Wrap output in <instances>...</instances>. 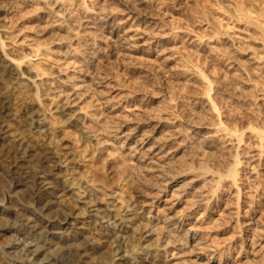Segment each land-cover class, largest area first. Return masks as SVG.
Segmentation results:
<instances>
[{
	"label": "rangeland",
	"instance_id": "1",
	"mask_svg": "<svg viewBox=\"0 0 264 264\" xmlns=\"http://www.w3.org/2000/svg\"><path fill=\"white\" fill-rule=\"evenodd\" d=\"M5 1L0 0V47L4 44L0 49V93L10 97L6 124L12 131L23 129L25 112L38 108L24 89L29 86L35 92L40 88L38 95L50 102L65 123L76 124L81 137L90 140V148L96 150L92 154L119 163L124 170L121 184L135 187L139 200L150 203L134 202L120 188L106 189L95 182L87 163L72 159L70 145L57 126L46 123L38 142L47 143L56 160L61 158L57 174H48L49 182L44 181V187L54 192L56 213L75 215L84 204L89 205L90 214L114 228L119 238L124 237L121 243L128 235L122 228L130 234L137 228L140 248L134 250L150 264H264V140L253 133H264V17L247 8L260 28L249 25L236 12L234 0H219L220 5L218 0ZM199 10L207 13V22ZM228 10L235 11L234 15ZM9 62L16 71L12 78L1 69ZM199 69H206L207 79ZM208 80L209 96L216 97L221 111L210 109L211 100L202 87ZM198 115H205L208 125ZM40 118L43 120L36 114L35 122H41ZM239 125L243 129L235 133L232 127ZM13 162L0 146V201L10 193L22 198L27 190ZM229 165L237 168L235 178L224 175ZM221 170L224 174L219 178ZM18 180L22 183L15 187ZM216 180L220 187L212 194ZM61 183H68L69 191L56 193ZM9 218L12 224L14 218ZM31 219L38 221L36 216ZM6 236L0 237V248ZM124 242L127 257H133L132 246ZM89 255L85 259L95 264Z\"/></svg>",
	"mask_w": 264,
	"mask_h": 264
},
{
	"label": "bare ground",
	"instance_id": "2",
	"mask_svg": "<svg viewBox=\"0 0 264 264\" xmlns=\"http://www.w3.org/2000/svg\"><path fill=\"white\" fill-rule=\"evenodd\" d=\"M77 1V0H76ZM83 2L82 0H80ZM198 1V0H197ZM7 3V0L5 1ZM11 2V1H10ZM13 2V0H12ZM16 2V0H15ZM19 2V1H18ZM216 2V1H215ZM219 2V0H218ZM235 2V9L237 10L236 12H240L241 16H244V21L247 22L249 25H254L255 28H260L259 25H256L253 23L251 20V17L247 14V8L251 10L252 12H258V14L262 17H264V0H234ZM3 3V2H2ZM79 3V2H78ZM86 3V2H85ZM89 3V2H88ZM9 4V2H8ZM18 8L19 5L15 3ZM14 4V5H15ZM20 4V3H19ZM38 4V3H37ZM87 4V3H86ZM197 5V3L195 2ZM207 4V3H206ZM217 5L216 3H214ZM223 4V3H222ZM221 4V5H222ZM4 5V3L2 4ZM88 5V4H87ZM94 5V4H93ZM92 5V6H93ZM209 5V4H208ZM220 5V2H219ZM16 6V7H17ZM3 7V6H2ZM5 7V5H4ZM208 7V6H207ZM222 7V6H221ZM220 7V9H221ZM93 8V7H92ZM104 7H102L103 9ZM210 8V7H209ZM212 8V7H211ZM223 8V7H222ZM233 8V9H234ZM45 9V8H44ZM101 9V10H102ZM198 9V7H197ZM219 9V6H218ZM224 9V8H223ZM35 11V10H34ZM196 11V9H195ZM204 11V10H203ZM211 11V10H210ZM227 11V10H226ZM230 11V10H228ZM232 11V10H231ZM230 11V12H231ZM30 12V11H29ZM200 12V10L198 11ZM235 12V11H234ZM234 12L232 11V16L234 15ZM28 13V11H27ZM200 17L202 20L204 19L207 22V13L205 14L204 12H200ZM237 13V14H238ZM252 14V13H251ZM199 15V14H198ZM240 16V15H238ZM259 17V16H258ZM14 18V16H13ZM200 18V19H201ZM209 18V17H208ZM243 18V17H241ZM240 18V19H241ZM260 18V17H259ZM76 20V19H75ZM203 20V21H204ZM213 23V22H211ZM210 23V24H211ZM246 23V25H247ZM68 24V23H67ZM209 24V23H208ZM69 25V24H68ZM213 25V24H212ZM4 26V25H3ZM211 26V25H210ZM214 27V25L212 26ZM217 27V26H216ZM71 28V27H70ZM254 28V29H255ZM76 29V28H75ZM72 30V29H71ZM215 30V29H214ZM212 30V31H214ZM258 30V29H257ZM256 30V31H257ZM69 31V30H68ZM74 31V30H73ZM255 31V30H254ZM253 31V32H254ZM260 31V30H259ZM72 32V31H71ZM70 32V33H71ZM55 33V32H54ZM79 33V32H77ZM76 33V34H77ZM91 33V32H90ZM93 33V32H92ZM214 33V32H213ZM256 33V32H255ZM56 34V33H55ZM80 34V33H79ZM218 34V33H217ZM57 35V34H56ZM55 35V36H56ZM73 35V34H72ZM78 35V34H77ZM213 35V34H212ZM216 35V34H215ZM62 36V35H61ZM65 36V35H64ZM70 36V35H69ZM76 36V35H75ZM209 36V35H208ZM218 36V35H217ZM50 37V36H49ZM97 37V36H96ZM202 37V36H201ZM12 38V37H11ZM10 38V39H11ZM58 38V37H57ZM60 38V37H59ZM71 38V36H70ZM69 38V39H70ZM260 38H263V36ZM52 39V38H50ZM63 39V38H62ZM68 39V38H67ZM13 40V39H12ZM38 40V39H37ZM55 40V39H54ZM71 40V39H70ZM69 40V41H70ZM2 41V39H1ZM49 41V39H48ZM48 41L45 40L46 43ZM63 41V40H62ZM96 41V40H95ZM263 41V40H262ZM4 42V41H2ZM40 42V39H39ZM60 42V40H59ZM65 42V41H64ZM52 43V41H51ZM42 44V43H41ZM94 44V43H93ZM3 43H1V47H3ZM6 45V44H5ZM45 45V44H43ZM49 45V44H48ZM39 46V45H38ZM41 46V45H40ZM68 46V45H67ZM0 47V49H1ZM69 47V46H68ZM50 48V47H49ZM217 48V46H216ZM41 49V48H40ZM255 49V48H254ZM49 50V49H48ZM215 50V49H213ZM1 51V50H0ZM38 51V50H37ZM41 51V50H40ZM219 51V50H218ZM197 52V51H196ZM223 52V51H222ZM229 52V51H228ZM226 51V53H228ZM16 53V52H15ZM41 53V52H40ZM76 53V52H75ZM79 53V52H78ZM199 53V52H197ZM230 53V52H229ZM9 54V53H8ZM77 54V53H76ZM201 55V53H199ZM197 54V55H199ZM224 53H222L223 55ZM45 55V54H43ZM221 55V56H222ZM232 55V54H231ZM19 56V55H18ZM188 56V55H187ZM230 56V54H229ZM11 57V56H10ZM23 57V56H22ZM26 57V56H25ZM233 57V56H232ZM4 58V57H3ZM47 58V57H46ZM191 58V57H190ZM197 58V57H196ZM203 58V57H202ZM2 59V58H1ZM17 59L16 57L14 60ZM21 59V57H20ZM18 59V60H20ZM192 59V58H191ZM17 60V61H18ZM187 60V58L185 59ZM195 60V59H194ZM203 60V59H202ZM201 60V61H202ZM1 61V60H0ZM6 61V60H5ZM75 62V61H74ZM187 62H190L187 60ZM203 62V61H202ZM7 63V62H5ZM12 62H9L6 65H3L1 69L7 76V78H12L13 75H15V70L13 67L8 66V65H14L10 64ZM19 63V62H18ZM194 64V63H193ZM205 64V63H204ZM21 64H18L20 66ZM85 65V64H84ZM83 65V66H84ZM196 65V64H195ZM194 65V67H196ZM201 65V63H200ZM16 66V67H18ZM187 66V65H186ZM185 66V67H186ZM199 67V66H198ZM12 68V69H11ZM42 68V67H41ZM40 68V69H41ZM201 68V67H200ZM204 68V67H203ZM215 68V67H214ZM247 68V67H246ZM216 69V68H215ZM245 69V68H244ZM191 70V69H190ZM206 70V69H205ZM204 70V72H205ZM218 70V69H216ZM214 70V71H216ZM247 70V69H246ZM18 71V69H17ZM25 70H23L24 72ZM27 71V70H26ZM189 71V69H188ZM250 71V70H249ZM1 72V71H0ZM48 72V71H47ZM50 72V71H49ZM52 72V71H51ZM203 72L202 69H199V74L207 79V73L206 74ZM219 72V71H218ZM20 73V72H18ZM25 73V72H24ZM45 73V72H44ZM249 73V72H247ZM53 74V73H52ZM198 74V75H199ZM218 74V73H217ZM250 74V73H249ZM17 75V74H16ZM50 75V73H49ZM216 75V74H215ZM248 75V74H247ZM2 76V75H1ZM18 77V75H17ZM198 77V76H196ZM200 77V76H199ZM201 77V78H202ZM216 77V76H215ZM250 77V75H249ZM254 77V76H253ZM251 77V78H253ZM16 78V77H15ZM241 78V77H239ZM255 78V77H254ZM210 79V78H209ZM211 80V79H210ZM248 80V78H247ZM250 80V79H249ZM213 81V80H212ZM257 81V79H256ZM7 82V81H6ZM201 82V81H200ZM208 84L205 86H202L204 88V94L207 95L212 103L211 110L213 111H218L220 110L218 107L219 103L217 102V99L209 96V92L211 90L210 83L211 81L208 80ZM215 82V81H214ZM212 82V83H214ZM220 82V81H219ZM254 82V81H253ZM259 82V81H258ZM8 83V82H7ZM217 83V82H216ZM3 84V78L0 79V86ZM10 84V83H9ZM171 84V82H170ZM200 84V83H199ZM259 84V83H258ZM6 85V84H5ZM173 85V84H172ZM256 85V84H255ZM254 85V86H255ZM171 86V85H170ZM181 86V85H180ZM201 86V85H200ZM235 86V85H234ZM3 87V86H2ZM1 87V89H2ZM5 87V86H4ZM3 87V88H4ZM22 87V86H21ZM36 87V86H35ZM41 87V86H40ZM174 87V86H173ZM187 87V85H186ZM201 87V88H202ZM223 87V86H222ZM9 89V87H7ZM31 88V87H30ZM30 88L24 89V91L27 93V95L32 96L34 100L37 101V111L36 109H29L25 112V123L23 124V129L20 127H16L13 131L11 128H9V125L6 124L7 119L5 116H8L9 114L7 111L9 107V96L6 95V92H4L5 95H1L0 93V146L5 148L6 154L8 157H10V160L12 159L14 162V166L16 169L19 170V175L20 177L24 180V185H26V192L22 195H24V199L22 200L21 194H12L11 193L5 197H1L2 201H0V237L6 236V242L3 244V247L0 248V264H89L90 261L86 258L87 254L89 253L91 258L93 257L96 261L95 264H150L149 261H147L146 256L139 255L138 251L134 250V247H136L139 250V240L135 231L134 234H130L128 230L125 228H122L121 231L123 233L128 234L125 236V242H127V246H132L131 254L134 255L133 257H127V254L129 250H125L128 247H125L123 242L121 243V240L124 239L123 236L119 238V235H117L116 232H114L113 229H109L108 225H104L101 223L95 215L90 214L92 213L87 205L84 204V207L81 208V210L76 212L75 215H64L63 216L57 214L58 210L56 211V203L53 200V193L52 191H49V189L44 187V184L46 182H49L47 180V175H53L54 173L57 174L56 172L59 170V160L61 159H55L54 153L51 151V148H49L46 144L39 143V133L42 132V130L45 129L46 123L50 124H55L58 128V131L62 134V137L64 136L65 140L69 143L71 148V153L70 156L72 157L73 160L76 162H80L79 164L85 165V167H88V172L92 173V179L95 182H98L99 185H102L103 187L108 188H113V187H118L122 190L124 195L126 194L130 199L137 201L140 204H147L143 200H139L141 196H139V190L135 189V187H131L129 184H121L120 179H122L121 175H123V171L119 165V163H114V161H108L105 160L106 158L105 155L101 154H92L94 151L91 148H94L93 146L90 148V140L87 137H81L78 131L76 130V124L74 126L73 122L71 121L66 122L63 120L62 116H60L54 107L50 104L49 101L43 99L38 95V90L40 89H34L35 92L33 91L31 93ZM172 88V86H171ZM175 88H178L175 86ZM184 88V87H183ZM18 89V88H17ZM21 89V88H20ZM18 89V90H20ZM173 89V88H172ZM182 89V88H181ZM185 90V89H183ZM188 90V89H187ZM227 90V89H226ZM202 90H200L201 93ZM223 91V90H222ZM255 91V90H253ZM21 92V91H20ZM19 92V93H20ZM23 92V90H22ZM52 92V91H51ZM171 92V91H170ZM177 92V91H176ZM180 92V90H179ZM196 92V91H195ZM262 92V91H261ZM10 93V92H9ZM174 93V92H173ZM187 93V92H186ZM191 93V92H190ZM193 93V92H192ZM199 93V92H198ZM178 94V92H177ZM180 94V93H179ZM184 94V93H183ZM250 94V93H249ZM254 94V93H253ZM257 94V93H255ZM170 95V94H169ZM175 95V94H174ZM173 95V96H174ZM191 95V94H189ZM193 95V94H192ZM213 95V94H212ZM218 95V94H217ZM20 96V95H19ZM18 96V97H19ZM43 97V93L41 95ZM172 97V92L171 95ZM183 96V95H182ZM214 96V95H213ZM224 96V95H223ZM9 97V98H8ZM91 97V96H90ZM95 97V96H94ZM170 97V100L172 99ZM175 97V96H174ZM178 97V96H177ZM176 99L178 100V98ZM180 97V96H179ZM221 97V96H220ZM247 97V96H246ZM254 97V96H253ZM21 98V97H20ZM175 99V98H174ZM173 99V100H174ZM255 99V97H254ZM12 100V99H11ZM180 101V100H179ZM222 101V100H221ZM98 102V101H96ZM172 102V101H171ZM175 102V100L173 101ZM205 102V101H204ZM233 102V101H232ZM12 103V102H11ZM208 103V102H207ZM222 103V102H221ZM225 103V102H224ZM54 104V103H52ZM168 104V103H165ZM174 104V103H173ZM183 104V103H182ZM209 104V103H208ZM230 104V103H229ZM236 104V103H235ZM169 105V104H168ZM178 105V103H177ZM57 106V105H56ZM88 106V105H87ZM185 106V104H184ZM183 106V107H184ZM27 107V106H26ZM30 107V106H29ZM58 107V106H57ZM224 108V106H222ZM59 108V107H58ZM89 108V107H88ZM92 108V107H91ZM180 108V107H179ZM185 108V107H184ZM208 108V107H207ZM237 108V107H235ZM261 108V106H260ZM85 109V108H84ZM172 109V108H171ZM186 109V108H185ZM191 109V108H190ZM222 109V108H221ZM59 110V109H58ZM162 110V109H160ZM167 110V109H166ZM178 110V109H176ZM210 110V111H211ZM39 111V112H38ZM158 111V110H157ZM180 111V110H179ZM182 111V110H181ZM194 111V110H193ZM221 111V110H220ZM227 111V110H226ZM232 111V110H231ZM235 111V109H234ZM233 111V112H234ZM237 111V110H236ZM235 111V112H236ZM253 111V109H252ZM164 112V111H163ZM197 112V111H196ZM212 112V111H211ZM239 112V111H238ZM24 113V112H23ZM39 113V116H42L43 120L41 122H35V117L36 114ZM88 113V112H87ZM176 113V112H175ZM174 113V114H175ZM240 113V112H239ZM263 113V111H262ZM261 113V114H262ZM171 114V113H170ZM193 114V113H192ZM225 114V113H224ZM258 114V113H257ZM11 115V114H10ZM22 115V114H21ZM96 115V114H95ZM210 115V114H209ZM213 115V114H212ZM242 115V114H241ZM252 115V114H251ZM255 115V114H254ZM263 115V114H262ZM187 116V115H186ZM224 116V115H223ZM239 116V114H238ZM244 116V115H242ZM250 116V115H249ZM162 117V116H161ZM173 117V116H172ZM177 117V116H176ZM191 117V116H190ZM193 117V116H192ZM199 121H203L205 119V115H198L197 116ZM207 117V116H206ZM209 117V116H208ZM216 117V116H215ZM235 117V116H234ZM233 117V118H234ZM247 117V116H246ZM255 117V116H254ZM217 118V117H216ZM229 118V117H227ZM240 118V117H239ZM15 119V118H14ZM39 119V118H38ZM66 119V118H64ZM191 119V118H190ZM197 119V120H198ZM218 119V118H217ZM230 119V118H229ZM244 119V118H242ZM248 119V118H247ZM257 119V118H256ZM70 120V119H69ZM208 120L205 119L204 122ZM212 120V119H211ZM215 120V119H213ZM212 120V124H214ZM231 120V119H230ZM235 120V119H234ZM238 120V119H237ZM250 120L249 123H251V118L248 119ZM19 121V119H18ZM187 121V120H186ZM193 121V120H192ZM244 121V120H242ZM254 121V120H253ZM261 121V120H260ZM100 122V121H99ZM195 122V118H194ZM202 122V123H204ZM210 122V121H209ZM220 122V121H218ZM240 122V120L238 121ZM256 122V121H255ZM108 123V122H107ZM206 123V122H205ZM211 123V122H210ZM235 123V122H234ZM247 123V121H246ZM247 123V125H249ZM253 123V122H252ZM104 124V123H103ZM196 124V123H195ZM207 124V123H206ZM229 124V123H228ZM243 122L241 123L242 126ZM254 124V123H253ZM256 124V123H255ZM254 124V125H255ZM109 125V124H108ZM181 125V124H180ZM208 125V124H207ZM215 125V124H214ZM219 125V124H218ZM235 125V126H234ZM232 125L233 127H236V123ZM258 125V124H256ZM255 125V127H256ZM14 126V125H13ZM19 126V125H17ZM101 126V125H100ZM212 126V125H211ZM239 125L240 128H233L232 130L236 133L238 130H240L242 127ZM264 126V125H263ZM78 127V125H77ZM88 127V126H87ZM90 127V126H89ZM102 127V126H101ZM104 127V126H103ZM231 127V126H230ZM262 127V126H261ZM44 128V129H42ZM86 128V127H85ZM92 127H90L91 129ZM99 128V127H98ZM107 128V127H106ZM221 128V127H220ZM219 128V129H220ZM244 128V127H243ZM242 128V129H243ZM257 128V127H256ZM259 128V125H258ZM264 130V127H262ZM97 129V128H96ZM105 130V128H103ZM110 129V128H109ZM187 129V128H186ZM18 130V131H17ZM21 130H24V134ZM85 130V129H84ZM88 130V128H86ZM108 130V129H107ZM180 130H182L180 128ZM223 130H226L223 128ZM222 130V131H223ZM230 130V129H229ZM20 131V132H19ZM26 131V133H25ZM57 131V130H56ZM82 131V130H81ZM93 131V130H92ZM95 131V130H94ZM218 131V130H216ZM221 131V130H220ZM90 132V131H89ZM96 132V131H95ZM252 132V131H251ZM107 133V132H106ZM229 133V132H228ZM240 133V132H239ZM254 134L256 133L257 137L260 138V140H264V133L262 132H253ZM30 136H29V135ZM94 134V133H93ZM28 135V136H27ZM85 135V134H84ZM234 135V134H233ZM59 136V135H58ZM87 136V135H86ZM94 136V135H93ZM230 136V135H229ZM89 137V136H88ZM233 137V136H232ZM254 137V136H253ZM166 138V137H165ZM258 138V139H259ZM59 139V138H58ZM230 139V138H229ZM36 140V141H35ZM60 140V139H59ZM165 140V139H164ZM245 140V139H244ZM39 141V142H38ZM46 142V141H45ZM60 142V141H59ZM62 142V141H61ZM259 143V142H258ZM54 144V143H53ZM96 144V143H95ZM51 145V144H50ZM68 145V144H67ZM94 145V144H93ZM197 145V144H196ZM260 145V144H259ZM51 147V146H50ZM54 147V146H53ZM62 147V145H61ZM98 147V146H97ZM199 147V145H198ZM201 147V145H200ZM197 148V147H196ZM53 150V149H52ZM55 150V149H54ZM96 151V150H95ZM203 151V148H202ZM119 153V152H118ZM65 154V153H64ZM104 154V153H103ZM120 154V153H119ZM211 154V153H210ZM235 154V153H234ZM68 155V154H67ZM110 155V154H109ZM188 155V154H187ZM208 155V154H207ZM56 156V155H55ZM198 156V155H197ZM209 156V155H208ZM234 156V155H233ZM111 157V156H108ZM107 157V158H108ZM206 157V156H205ZM211 157V156H210ZM228 157V156H227ZM124 158V157H123ZM225 158V157H224ZM67 159V158H66ZM206 159V158H205ZM213 159V158H212ZM233 159V158H232ZM70 160V159H69ZM115 160V158H114ZM204 160V159H203ZM71 161V160H70ZM207 161V160H206ZM181 162V161H180ZM192 162V161H191ZM232 163V161H230ZM74 163V162H73ZM85 163V164H84ZM190 163V162H189ZM194 163V162H193ZM199 163V162H198ZM197 163V164H198ZM206 163V162H205ZM237 163V162H236ZM240 163V162H239ZM184 164V162H183ZM196 164V165H197ZM202 164V163H201ZM224 164V163H223ZM230 164V163H229ZM128 165V164H126ZM181 165V164H180ZM199 165V164H198ZM203 165V164H202ZM214 165V164H213ZM228 165V164H227ZM13 166V164H12ZM82 166V165H81ZM119 166V167H118ZM125 166V165H124ZM129 166V165H128ZM189 166V165H188ZM191 166V165H190ZM189 166V167H190ZM79 167V165H78ZM127 168V166H125ZM186 167V164H185ZM184 167V168H185ZM202 167V166H201ZM207 171H210V168L208 166H204ZM203 167V168H204ZM211 167V166H210ZM217 167V166H216ZM90 168V169H89ZM120 168V169H119ZM126 168H123L126 170ZM179 168V167H178ZM182 167H180L181 169ZM194 168V167H193ZM218 168V167H217ZM69 169V168H68ZM128 169V168H127ZM132 169V168H130ZM129 169V170H130ZM192 169V166L189 168V170ZM215 169V168H214ZM86 170V169H85ZM83 170V171H85ZM128 170V171H129ZM134 170V169H132ZM216 170V169H215ZM220 169L216 170L219 172ZM223 170V169H222ZM220 171V177L221 178L224 174V172ZM4 171V170H3ZM70 171V170H69ZM79 171V170H78ZM82 175L85 174V172ZM131 171V170H130ZM180 171V170H179ZM186 171V170H185ZM199 171V170H198ZM213 171V170H211ZM74 172V170H73ZM134 172V171H133ZM13 174L15 171L12 172ZM17 173V172H16ZM16 173L14 175H16ZM69 173V172H68ZM79 173V172H78ZM132 173V172H131ZM169 173V172H168ZM59 174V172H58ZM66 174V173H65ZM71 174V173H70ZM87 174V173H86ZM74 175V174H73ZM125 175V174H124ZM128 175V174H127ZM133 175V174H131ZM225 176H230L232 178H235L238 175L237 168H234L233 166L230 167L227 170H225ZM1 176V175H0ZM18 176V175H17ZM67 176V175H66ZM81 176V175H80ZM87 176V175H84ZM89 176V175H88ZM126 176V175H125ZM124 176V177H125ZM130 176V173H129ZM198 176V175H197ZM19 177V179H20ZM123 177V178H124ZM128 177V176H127ZM14 178V177H12ZM17 178V177H16ZM77 178V177H76ZM81 178V177H80ZM86 178V177H85ZM218 178V179H219ZM225 178V177H224ZM229 178V177H227ZM226 178V179H227ZM21 179V180H22ZM75 179V178H74ZM90 181L92 182L91 178L89 177ZM217 179V180H218ZM16 181L13 183V185L19 186L21 185L22 181ZM76 180V179H75ZM124 180V179H123ZM129 180V178L127 179ZM134 180V179H133ZM215 180V179H214ZM216 180V181H217ZM15 181V180H14ZM81 181V180H80ZM141 181V180H140ZM215 181V182H216ZM3 182V180H2ZM44 182V183H43ZM78 182V181H77ZM139 182V181H138ZM144 182V181H143ZM213 182V181H212ZM88 182H86L87 184ZM93 183V182H92ZM123 183V182H122ZM137 183V182H136ZM140 183V182H139ZM1 184V183H0ZM53 184V182H51ZM68 184V183H66ZM66 184H59V187L56 191V193H66L69 191L68 185ZM78 184V183H77ZM80 184V183H79ZM85 184V185H86ZM95 184V183H94ZM217 186L215 188H211L212 194L218 191L219 187V181L216 182ZM3 185V184H2ZM90 185V184H89ZM220 185V184H219ZM1 186V185H0ZM52 186V185H51ZM134 186V185H133ZM138 186V185H137ZM142 186V185H141ZM145 186V185H144ZM211 186V184H210ZM84 187V186H83ZM140 187V186H139ZM57 188V187H56ZM96 188V187H94ZM92 188V189H94ZM117 188V189H118ZM210 188V187H209ZM103 189V188H102ZM119 189V190H120ZM22 190V189H21ZM87 190V189H86ZM19 191V189H18ZM85 191V190H84ZM99 191V190H98ZM101 191V190H100ZM103 191V190H102ZM106 191V190H105ZM104 191V192H105ZM23 192V191H21ZM19 192V193H21ZM119 192V191H117ZM103 193V192H101ZM109 193V192H108ZM209 193V192H208ZM2 194V193H1ZM83 194V193H82ZM122 194V193H121ZM6 195V194H5ZM75 195V194H74ZM102 195V194H101ZM111 195V194H110ZM104 196V194H103ZM119 196V195H117ZM122 196V195H121ZM127 197V198H128ZM21 198V199H20ZM75 198V197H74ZM120 199H122L120 197ZM208 199V198H207ZM75 200V199H74ZM96 200V199H95ZM130 200V201H132ZM77 201V200H75ZM91 201V200H90ZM94 203V201H91ZM124 202V201H123ZM129 203V201H128ZM194 203V202H193ZM88 204V203H87ZM125 204V203H124ZM130 204V203H129ZM136 204V203H135ZM148 203L147 205H149ZM58 206V205H57ZM60 206V205H59ZM136 206V205H135ZM139 206V205H138ZM150 206V205H149ZM152 206V204H151ZM81 207V206H80ZM140 207H142L140 205ZM148 207V206H147ZM99 208V207H97ZM106 208V207H105ZM207 208V207H206ZM100 210V209H99ZM104 210V209H103ZM108 212L109 210L106 209ZM98 211V209H97ZM20 212L23 213V216L20 217L19 214ZM57 212V213H56ZM106 212V211H105ZM178 212V211H177ZM100 213V212H99ZM87 216H83L82 215ZM102 214V213H101ZM106 215H109V213H105ZM116 214V213H115ZM138 214V213H137ZM167 214V213H166ZM22 215V214H21ZM104 215V214H103ZM114 215V214H112ZM117 215V214H116ZM178 215V214H177ZM13 216L10 221H12V224L8 223L9 222V217ZM34 216H36L38 221H32ZM135 216V214H134ZM132 216V217H134ZM113 217V216H112ZM118 217V216H117ZM106 218V217H105ZM115 218V217H114ZM137 218V217H135ZM119 219V218H118ZM130 219V218H129ZM139 220V219H138ZM143 220V219H142ZM121 221V220H120ZM136 221V220H135ZM123 223V222H122ZM135 224V223H134ZM138 225V224H137ZM140 226V225H139ZM123 227V225H122ZM121 228V227H120ZM135 228V227H134ZM141 229V228H140ZM139 230V228H138ZM138 232V231H136ZM120 234V232H119ZM142 237V234H140ZM4 238V237H3ZM214 239V238H213ZM158 240V239H157ZM5 241V240H4ZM124 242V243H125ZM157 242V241H156ZM215 243V242H214ZM76 244H79L80 247H78ZM150 244V243H149ZM148 244V245H149ZM151 245V244H150ZM2 246V245H1ZM125 247V249H123ZM217 247V246H216ZM146 250V249H145ZM88 257V256H87ZM90 258V257H89ZM92 261V259H91ZM94 262V261H93ZM182 263V262H181ZM176 264V263H175ZM178 264V262H177ZM184 264V263H182Z\"/></svg>",
	"mask_w": 264,
	"mask_h": 264
}]
</instances>
